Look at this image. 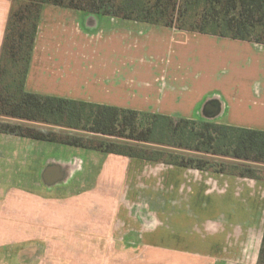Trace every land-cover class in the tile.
Returning a JSON list of instances; mask_svg holds the SVG:
<instances>
[{
	"label": "crops",
	"instance_id": "obj_1",
	"mask_svg": "<svg viewBox=\"0 0 264 264\" xmlns=\"http://www.w3.org/2000/svg\"><path fill=\"white\" fill-rule=\"evenodd\" d=\"M24 89L264 131V44L44 4ZM89 195L107 211H84ZM263 232V180L0 134V264H257ZM125 251L140 257L87 259Z\"/></svg>",
	"mask_w": 264,
	"mask_h": 264
},
{
	"label": "trees",
	"instance_id": "obj_2",
	"mask_svg": "<svg viewBox=\"0 0 264 264\" xmlns=\"http://www.w3.org/2000/svg\"><path fill=\"white\" fill-rule=\"evenodd\" d=\"M44 4L264 44V0H13L0 48V134L264 181V131L26 92Z\"/></svg>",
	"mask_w": 264,
	"mask_h": 264
},
{
	"label": "rangeland",
	"instance_id": "obj_3",
	"mask_svg": "<svg viewBox=\"0 0 264 264\" xmlns=\"http://www.w3.org/2000/svg\"><path fill=\"white\" fill-rule=\"evenodd\" d=\"M214 160H219V159H214ZM240 164H242V163H240ZM242 165L254 167L255 169H258L262 175L264 174V167H261V166L255 167L253 165H246V164H242ZM144 191H145V189H143V188L133 189L129 192L130 197L132 196L133 193H137L136 196H140V198H141L144 195ZM104 192H107V191H104ZM147 195H149V194L147 193ZM147 195H145V196H147ZM94 199L95 198L91 197V195L87 196V199L83 198L82 203L84 204V206H83L84 211H85V208H87V212H97V211L106 212L107 210H104V209L102 210L101 207H99L98 205L95 204ZM98 199L104 200L106 202V206L110 207V202L112 201V203H113V200L119 199V196L115 197L114 195H111V192L109 191V194H105L104 196H100V197H98ZM78 202H79V200H77L76 203H78ZM63 206H65V204L63 202H60L59 207H57L54 211H64L65 209ZM124 206L128 210L134 211L135 213L145 214L149 219L150 218L153 219V217H156L157 214H159V212H160L158 205L151 206L147 203L145 204L143 201H140L137 203H131V202L128 203V201H127V202H125ZM77 209L78 208L72 209V210L78 211L79 209L78 210ZM139 211H141V212H139ZM138 257H140V256H138V254H133L131 252L127 253V251L121 252L120 254H111V253H108V254H106V253H89V254H87L88 260H107V259H121V260L137 259L138 260L139 259Z\"/></svg>",
	"mask_w": 264,
	"mask_h": 264
}]
</instances>
